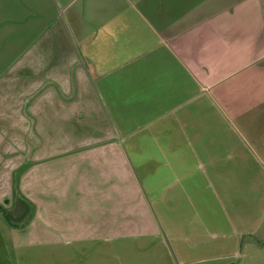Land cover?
I'll use <instances>...</instances> for the list:
<instances>
[{
    "label": "crops",
    "instance_id": "1",
    "mask_svg": "<svg viewBox=\"0 0 264 264\" xmlns=\"http://www.w3.org/2000/svg\"><path fill=\"white\" fill-rule=\"evenodd\" d=\"M21 2L44 30L0 79V206L20 186L33 209L14 242L264 264V0Z\"/></svg>",
    "mask_w": 264,
    "mask_h": 264
},
{
    "label": "rangeland",
    "instance_id": "2",
    "mask_svg": "<svg viewBox=\"0 0 264 264\" xmlns=\"http://www.w3.org/2000/svg\"><path fill=\"white\" fill-rule=\"evenodd\" d=\"M20 6L25 7L21 0H0V79L6 74L8 70L13 68L17 62L20 61L25 52H27L34 42V40L44 30V27H38L36 24L31 23L30 28L24 27L26 23L23 17L18 13ZM18 35L21 37L18 38ZM18 185L19 182H18ZM20 186L17 188L16 193L12 198L11 203H2L3 211H0V264H53L55 256L52 248L27 246L26 243H15L12 235L13 229H22L32 219L33 209L25 214L24 204L26 200L20 191ZM25 205H26V201ZM27 206V205H26ZM21 217H23L22 220ZM28 218V220L26 219ZM17 227V228H16ZM248 233V232H247ZM245 236V240L248 237ZM16 237L17 241L18 240ZM64 262L69 260L68 255L62 254L61 257ZM243 258H236L234 264H240Z\"/></svg>",
    "mask_w": 264,
    "mask_h": 264
},
{
    "label": "trees",
    "instance_id": "3",
    "mask_svg": "<svg viewBox=\"0 0 264 264\" xmlns=\"http://www.w3.org/2000/svg\"><path fill=\"white\" fill-rule=\"evenodd\" d=\"M22 204H24V208H25V211H24V212H25V214H26V212H28V209H29V210L32 209V208H31L32 205H31L29 202H26V205H27V206L25 205V202H24V201L22 202ZM2 209H3V207L0 206V211H1ZM31 215H32V214H31ZM28 218H29V217H28ZM28 218L26 217L27 220H28ZM22 219H23V217H21L20 220H22Z\"/></svg>",
    "mask_w": 264,
    "mask_h": 264
}]
</instances>
